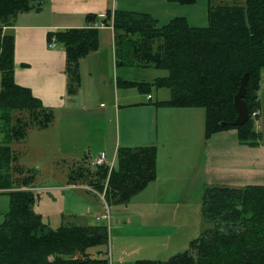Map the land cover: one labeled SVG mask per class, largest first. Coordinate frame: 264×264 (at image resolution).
<instances>
[{
	"label": "trees",
	"instance_id": "1",
	"mask_svg": "<svg viewBox=\"0 0 264 264\" xmlns=\"http://www.w3.org/2000/svg\"><path fill=\"white\" fill-rule=\"evenodd\" d=\"M192 4L194 0H166ZM39 8L38 0H0V195L9 197V210L0 223V264H109L108 228L99 225H62L56 229L32 207L34 174L18 162L10 144L20 142L31 129H43L53 112L29 88L13 77L14 39L4 33L19 13ZM96 17L87 15V21ZM205 28L174 18L162 27L146 13L107 11L103 24L113 29L116 66H137L166 71L152 83L124 82L146 90H169L171 108H203L204 136L234 130L241 144H257L253 122L240 127L233 106L243 75V97L249 114L258 108L261 72L264 70V0L243 5L211 6ZM64 48L66 93L77 95L81 80L79 60L98 49L93 28L49 32ZM154 145L118 147L115 162L92 166L84 160L67 174L71 185L84 184L103 195L107 206L126 204L156 177ZM201 214L211 224L190 249L171 257L168 264H264V187H206ZM97 248L95 256L89 252ZM138 264H156L153 261Z\"/></svg>",
	"mask_w": 264,
	"mask_h": 264
},
{
	"label": "rangeland",
	"instance_id": "2",
	"mask_svg": "<svg viewBox=\"0 0 264 264\" xmlns=\"http://www.w3.org/2000/svg\"><path fill=\"white\" fill-rule=\"evenodd\" d=\"M160 1L165 5H170V10L164 19H156L158 27L168 24L174 18H184L192 27L205 28L209 24V7L243 5L245 0H194L192 4ZM42 6L45 8V3ZM160 14L157 16H161ZM150 17L152 16L150 15ZM55 39L54 36L48 39L47 50H49V43ZM62 49L64 51L63 46L56 41V47L51 50L59 52ZM29 62V72L35 71V73L37 67L42 64L35 60ZM18 64L13 63L14 70L18 69ZM121 69H124L128 80L132 82H142L143 80L145 83H152L159 76L166 75V71L154 68L124 66ZM52 80L54 83H58L54 76ZM25 82L27 84L29 82L28 72ZM79 91L80 96L86 95L82 88ZM126 91H128V98L123 100V103L120 101V104H128V106L120 107L119 121L116 109L114 108L113 112L111 105L106 101H102L100 107L90 109L83 105L79 106L80 110L74 112L79 117L89 119V122L79 135H69V131L64 133L62 129L57 133L58 130H53L55 126H48V129L29 130L25 138L20 142L11 143L10 146L16 153L19 164L33 171L34 182L29 190L34 192L36 201L32 209L41 215L42 220L50 228L56 229L69 224L83 226L103 224L108 228L109 264H138L144 261L168 264L172 256L189 250L191 243L200 233L211 227L210 223L204 221L201 214L202 196L205 189H203L204 178H202L199 158L197 160L194 157L192 168L186 169L184 177L181 176L176 180L174 178L172 181L173 196L168 201V205H165V202L161 203L160 195L154 196V190L152 192L149 188L153 184H148L146 186L148 188L145 187L133 195L126 204L108 206L109 220L102 218L106 214V204L101 199L103 195L96 194L92 188L84 184L71 185L67 182V176L64 175V172L68 174L75 164H82L84 160L92 162L96 159L100 155L96 150L100 148L102 141L106 140L107 144L114 138L118 141L119 130L122 138L126 135L131 138L139 135L138 132L141 128V132L146 131L149 126L145 127L144 120L149 116L148 111L151 110L150 119H153L154 116L152 112L154 108L147 110L148 106L160 102L162 95L170 97L169 90L154 86L143 91L128 87ZM35 92H38V87H35ZM148 95L152 96V101L146 100ZM34 96L36 97V95ZM133 103L138 105L134 106ZM140 104L147 106H140ZM44 106L53 112L54 120L51 125H55L53 123L59 125L60 120L65 117L64 112L56 105ZM200 111L205 119V110L200 108ZM97 117L100 120L99 127L95 125ZM257 120H252V122L253 129L258 134L256 140L259 141L261 139ZM152 129L155 131V128ZM206 140L204 136L198 153L205 147ZM88 144L92 145V149L85 151ZM70 156L75 158V161L70 160ZM173 176L175 177L174 174ZM8 210L9 197L1 194L0 223L4 220V214ZM96 217L101 219L97 221ZM96 251H98L97 248L89 250L94 256Z\"/></svg>",
	"mask_w": 264,
	"mask_h": 264
},
{
	"label": "crops",
	"instance_id": "3",
	"mask_svg": "<svg viewBox=\"0 0 264 264\" xmlns=\"http://www.w3.org/2000/svg\"><path fill=\"white\" fill-rule=\"evenodd\" d=\"M38 2V10L19 13L12 26L4 29V33L12 35L14 39L13 63H19L21 66L14 70L13 65L14 81L30 88L32 93L41 99L43 105L50 107L56 105L64 112L65 117L60 120L59 125L56 123L50 125L55 126L53 130H58L57 133L62 129L64 133L69 131V135H79L87 126L89 119L77 116L74 111L80 110L79 106L83 105L88 109L98 107L102 101L108 102L113 112L114 108L116 109L119 121L120 107L128 106L120 104L128 98L126 91L128 86L124 82L131 81L128 80L124 69H121L124 66L115 65L112 25L110 22L103 24L101 21L107 11L112 13L115 10L146 13L157 20L164 19L169 14L170 5H165L160 0H38ZM44 3L45 8L42 6ZM159 13L161 16H157ZM87 15H93L96 20L87 21ZM85 28L96 29L98 49L79 60L80 86L86 95L80 96L79 91L77 95L69 96L66 93L67 78L64 73L65 53L63 49L59 52H54L50 48L47 50L46 44L49 32ZM30 60L42 63L37 67L36 73L29 72ZM27 72L28 84L25 82ZM261 74L263 75L258 91L260 115L257 120L261 140L255 145L239 143L236 131L227 130L211 135L206 140L205 147L198 153L204 138L205 122L200 108H171L155 104L148 106L147 110L154 108L152 111L154 116L150 119L151 110L148 111L149 119L144 120L145 127L149 126L146 131L141 132V128L139 135L133 138L126 135L122 138L119 130L118 141L114 138L107 144L106 140H103L96 151L105 156L107 163L110 160V163H113L120 145L123 147L154 145L157 150L156 177L149 183L153 184L149 188L152 192L154 190V196L160 195L161 203L165 202V205H168L173 196L172 181L186 175V169L192 168L194 157L200 159L204 178L203 189L214 186L238 189L264 187V73ZM53 76L58 83L53 82ZM31 82L33 84H30ZM142 83L145 81L142 80ZM35 87H38L37 93ZM162 96L160 102L169 99L167 95ZM152 99L151 96V100L148 101ZM95 125L100 126L98 117L95 119ZM152 128H155V131ZM86 147L85 151L92 149L91 144ZM69 159L75 161L71 156ZM64 175L67 176L66 172Z\"/></svg>",
	"mask_w": 264,
	"mask_h": 264
},
{
	"label": "water",
	"instance_id": "4",
	"mask_svg": "<svg viewBox=\"0 0 264 264\" xmlns=\"http://www.w3.org/2000/svg\"><path fill=\"white\" fill-rule=\"evenodd\" d=\"M246 84H247V75H243L240 81V86L238 92L234 96L233 106L236 110L237 117L233 123L234 126L240 127L243 126L249 117V111L246 103L243 100L245 91H246Z\"/></svg>",
	"mask_w": 264,
	"mask_h": 264
},
{
	"label": "built area",
	"instance_id": "5",
	"mask_svg": "<svg viewBox=\"0 0 264 264\" xmlns=\"http://www.w3.org/2000/svg\"><path fill=\"white\" fill-rule=\"evenodd\" d=\"M48 46H49L50 49H54L56 47V41L53 40L51 43H49ZM150 99H151V97H150V95H148L147 96V100H150ZM259 115H260L259 109H255L254 111H252L250 113L249 118L255 121V120H257V118L259 117ZM105 164H107L110 169L112 168V163H107L106 160H105V156L103 154H100L92 162V165L93 166H102V165H105ZM101 199L103 200V196H101ZM102 218L109 220V213H108V207L107 206H106V214L103 215ZM96 219L97 220H100L101 218L100 217H97Z\"/></svg>",
	"mask_w": 264,
	"mask_h": 264
}]
</instances>
